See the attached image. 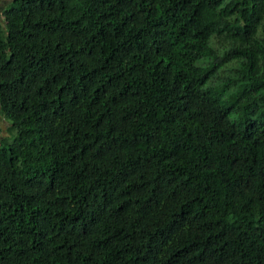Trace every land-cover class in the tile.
<instances>
[{
    "label": "trees",
    "instance_id": "1",
    "mask_svg": "<svg viewBox=\"0 0 264 264\" xmlns=\"http://www.w3.org/2000/svg\"><path fill=\"white\" fill-rule=\"evenodd\" d=\"M0 2V264H264V0Z\"/></svg>",
    "mask_w": 264,
    "mask_h": 264
},
{
    "label": "rangeland",
    "instance_id": "2",
    "mask_svg": "<svg viewBox=\"0 0 264 264\" xmlns=\"http://www.w3.org/2000/svg\"><path fill=\"white\" fill-rule=\"evenodd\" d=\"M2 1L4 2L5 0H2ZM0 4H1V2H0ZM7 128H8L7 122L0 115V137H4L7 135Z\"/></svg>",
    "mask_w": 264,
    "mask_h": 264
}]
</instances>
